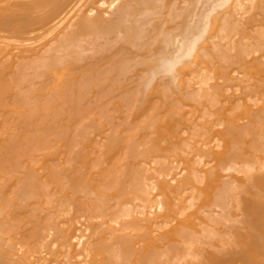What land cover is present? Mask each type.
Returning a JSON list of instances; mask_svg holds the SVG:
<instances>
[{
  "label": "bare ground",
  "instance_id": "bare-ground-1",
  "mask_svg": "<svg viewBox=\"0 0 264 264\" xmlns=\"http://www.w3.org/2000/svg\"><path fill=\"white\" fill-rule=\"evenodd\" d=\"M0 264H264V0H0Z\"/></svg>",
  "mask_w": 264,
  "mask_h": 264
}]
</instances>
